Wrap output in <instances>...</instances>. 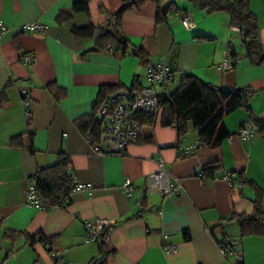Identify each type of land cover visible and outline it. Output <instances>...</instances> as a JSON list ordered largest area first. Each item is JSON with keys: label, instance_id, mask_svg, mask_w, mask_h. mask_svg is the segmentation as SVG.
<instances>
[{"label": "crops", "instance_id": "obj_1", "mask_svg": "<svg viewBox=\"0 0 264 264\" xmlns=\"http://www.w3.org/2000/svg\"><path fill=\"white\" fill-rule=\"evenodd\" d=\"M76 1L0 0V20L8 27L0 34V90L11 83L8 100L0 106V264L56 261L47 244L31 245L24 236L8 239L7 230L59 235L55 247L61 264H89L103 256L100 243L88 242L85 233V222L97 218L114 222L107 243L115 252L107 256V264H234L222 254L210 230L234 211L252 212L257 194L251 185L230 187L223 170L241 174L264 189V133L257 131L251 139L239 137L242 124L249 121L248 112L240 108L224 116L230 135L217 147L201 145L191 123L181 133L176 125L158 121L145 128L152 142L130 145L125 156L98 154L76 120L92 113L101 86L127 89L135 81L148 86L147 64L131 50L91 51L94 38L73 32L74 27L105 23L123 0H89L88 12L74 10ZM169 5L166 18L157 22L158 9ZM250 6L258 16L264 47V0H250ZM63 11L68 14L60 15ZM187 14L193 22L189 28L182 24ZM33 21L43 23L46 31L20 30ZM123 29L149 62L166 60L171 66V85L156 87L161 94H169L186 73L224 88L264 89V64L253 65L245 57L244 34L225 11L209 14L184 0H149L125 14ZM24 53H33L36 62L25 64ZM228 56L236 59L235 68L219 71L217 66ZM51 82L65 89L60 100L47 88ZM24 91L32 96L31 119L22 102ZM250 105L252 121L264 122V91ZM198 142L190 155L180 154V147ZM62 154L70 157V172L83 188L72 193L66 206L48 210L29 205L27 191L39 167L55 164ZM160 156L183 184L182 193L151 190L149 176L157 170ZM212 162L220 167L213 178H206L203 169ZM127 177L135 186L131 196L123 188ZM223 232L238 238V224L225 222L217 229L220 239L227 238ZM165 235L179 246L177 252L164 253ZM257 236L241 241L243 264H264L261 249L247 252L250 243L263 242Z\"/></svg>", "mask_w": 264, "mask_h": 264}, {"label": "trees", "instance_id": "obj_2", "mask_svg": "<svg viewBox=\"0 0 264 264\" xmlns=\"http://www.w3.org/2000/svg\"><path fill=\"white\" fill-rule=\"evenodd\" d=\"M149 0H123L119 9L114 13H109L105 23L94 25L90 23L86 26L74 27L73 32L80 38H94V45L91 51H101L112 49L127 53H132L148 64L149 59L141 47L132 44L125 35L123 24L125 14L135 7H140ZM159 1V0H154ZM195 7L205 10L207 13H218L225 11L229 13L231 23L244 30L245 57L253 65L264 64V47L259 39L260 26L257 14L251 9L250 0H184ZM172 5L166 8H160L156 14L157 22L166 18ZM73 9L76 11H89V0H79L74 3ZM68 12H61L60 15H66ZM235 55V54H234ZM11 86L7 83L0 90V106L7 102L6 90ZM139 86L137 81L128 90L136 89ZM57 100L65 95V89L51 82L47 85ZM124 89L121 85H104L100 87L96 103L90 114L79 117L76 122L87 136L88 132L94 135V143H103L104 121L97 116V109L104 98L108 95L119 92ZM264 89L258 90L250 85L239 87L224 88L214 85L198 78L193 73H186L182 76L179 85L169 94H163L161 107L154 112H136L135 118L142 127V134L137 143L146 141L152 142L153 136L146 133L148 126L154 125L160 121L163 126L176 125L179 132H185L188 124L191 123L198 130V140L201 145L217 147L222 141L230 135L223 118L226 114L232 113L237 109L243 108L249 114V121L256 126L257 131L264 133V122L259 120L254 123L255 116L250 105L252 98ZM72 161L68 155L62 154L58 162L48 166H40L34 175L35 184L38 192L52 207L66 206L71 201L72 193L76 190L78 182L70 172ZM220 167L217 162L206 165L203 169L204 177L213 178L216 170ZM239 179L242 184L251 185L256 191V198L252 200L254 209L252 212L234 211L229 217L222 219L223 227L225 222H236L239 227V237L233 238L239 244L246 236L260 235L264 238V207L262 204L264 189L244 179L240 174ZM224 222V223H223ZM2 224L0 221V228ZM218 227L210 230L216 241L232 238H222L217 234ZM11 240L24 236L27 243L33 245L36 242H43L50 246L53 252L55 245L59 241V235H46L42 231L29 233L25 231L7 230L4 235ZM188 239V233H186ZM103 256L92 260L89 264H107V256L115 252L110 249L108 243L99 240ZM241 261L239 264H243Z\"/></svg>", "mask_w": 264, "mask_h": 264}, {"label": "built area", "instance_id": "obj_3", "mask_svg": "<svg viewBox=\"0 0 264 264\" xmlns=\"http://www.w3.org/2000/svg\"><path fill=\"white\" fill-rule=\"evenodd\" d=\"M182 24L185 27H191L193 22L190 15H184ZM8 27L0 20V34L5 33ZM21 31H46V26L41 22H27L20 28ZM244 34L243 29H239ZM25 64L32 65L36 62V56L33 53H24L21 57ZM236 59L232 56L220 65L217 66L219 71H226L235 68ZM147 78L150 85H140L133 90H122L108 95L97 109V116L104 121L103 143H94V135L91 131L87 134V139L94 146V150L100 155H118L125 156L130 145L137 143L142 134V127L135 118L136 112H154L161 107L163 94L157 91V86L169 87L173 81V70L166 60L159 62H149L147 64ZM32 96L28 91L23 92L22 102L25 108L28 119L32 118L30 103ZM257 133L256 126L246 121L239 129L238 135L242 139H251ZM232 141L234 136H230ZM199 142L190 145L186 148L180 147L182 156L190 155ZM223 179L230 187L241 184V180L234 171L223 170ZM151 190L159 191L163 194L182 193L184 187L180 179L171 174L166 167V160L160 156L157 161V170L149 176ZM83 188V185L78 183L76 190ZM123 188L126 194L131 196L135 190L134 183L131 178L127 177L123 183ZM27 202L42 209L53 208L38 192L35 184V179L27 191ZM114 222L107 218H97L85 222V233L88 242L103 240L109 242L113 231ZM169 235L164 236V253L170 255L178 251L179 246L174 243H169ZM218 248L227 259H234V264H239L244 260V255L240 248V244L233 238L222 239L216 241ZM55 258L54 264H61L60 252L55 250L52 252Z\"/></svg>", "mask_w": 264, "mask_h": 264}, {"label": "rangeland", "instance_id": "obj_4", "mask_svg": "<svg viewBox=\"0 0 264 264\" xmlns=\"http://www.w3.org/2000/svg\"><path fill=\"white\" fill-rule=\"evenodd\" d=\"M149 82V81H148ZM149 84H150V82H149ZM149 84H147V85H149ZM176 86L173 84V86H171V89H174ZM157 88H161L160 86H157ZM257 237H260L259 239H261L263 242H261V244H254V243H250V247H248V249H247V252L249 253L250 252V249H251V252H258V249H261L262 250V252H264V238L262 237V236H257ZM254 259H255V261H256V259H257V256L255 255L254 256V253L251 255ZM263 260H264V253H263Z\"/></svg>", "mask_w": 264, "mask_h": 264}]
</instances>
